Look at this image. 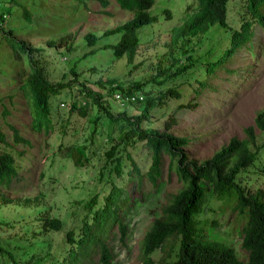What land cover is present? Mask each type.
<instances>
[{"label":"rangeland","instance_id":"rangeland-1","mask_svg":"<svg viewBox=\"0 0 264 264\" xmlns=\"http://www.w3.org/2000/svg\"><path fill=\"white\" fill-rule=\"evenodd\" d=\"M193 1L154 0L148 11L155 19L136 29L139 43L131 62L123 55L115 57L112 53L111 44L118 39V32L102 34L104 29L130 17V12L121 9L114 0H107L104 8L97 0H0V12L7 13L5 18L0 16V27L9 28L12 36L28 45L42 47L41 51L33 52L32 57L44 67L50 81L62 79V75L63 79L70 78V69L74 68L81 74L79 76H85L84 85L99 92L101 87L95 82L98 77L101 80L115 77L123 84L138 80L142 85L140 93L150 96H157L173 84L180 91L179 95L166 96L161 104H154L141 126L159 129L173 111L174 120L170 121L168 130L187 136L186 155L199 161L230 136L244 137L242 127L252 124L255 110L264 105V47L261 50L264 35L260 28H254L251 46L256 54L247 46L235 47L223 54L228 46L230 29L238 27L239 3H244V0H229L226 21L230 28L211 24L207 30L184 40V47H181L178 40L175 43L170 40V28L181 22L184 14L191 10ZM21 5L28 8L30 22L21 14ZM88 31L95 35L91 44L83 37ZM70 33L73 37L68 40L70 52L61 44L48 45ZM89 49L93 51L88 52ZM84 52L86 54L80 56ZM25 54L21 59L14 57L4 38L0 37V128L8 143H0V148L14 155L18 172L12 178L9 190L10 196L20 198L18 202L0 205V264L12 263L7 251L25 264H30L29 260L32 264H49L51 258L56 259L55 262L60 260L69 245L66 230L72 229L74 238L79 235L78 227L85 213L82 204L94 193H97L95 206L102 203L109 189L107 176L123 185L128 194L127 203L122 204L118 212L125 224L124 239H118L115 222L107 230V243L112 252L110 264H140L141 237L158 212L156 206L166 202L169 193L181 183L173 181L174 178L171 181L162 178L152 185L143 176L136 186L129 180L127 171L132 167L131 161L139 173L146 171L150 164V152L142 140L124 147L119 145L121 175L116 176L109 168L110 163L104 161V151L125 129L119 130L117 124H111L95 106L89 107L84 115L75 108L69 112L71 99L83 101L81 97L77 100L76 85L50 94L48 107L52 129L46 134L42 129L34 130L27 97L19 87L22 69L26 68ZM172 57L178 58L177 63L186 62L188 66L182 72L164 78L165 71L172 70L177 64H171ZM205 60L213 61L206 69ZM230 67L237 70V75L231 73ZM204 77L207 78L203 80ZM160 79L164 80L158 83ZM204 81L209 85L207 83L200 93L193 95L192 89ZM102 97L112 113L124 109L127 114H135L142 107V102L117 101L110 93H104ZM95 113L98 118L93 121ZM64 120L66 131L62 133L60 123ZM10 126L15 127L29 145L13 141ZM254 134L255 142L249 147L256 151V156L250 165L235 175L236 181L248 192L264 191V173L259 168L264 164V134L257 128ZM19 149H23L22 153L16 154ZM3 190L7 192V189ZM26 197L34 202L26 204L22 201ZM233 197L225 203L224 198L215 199L207 192L200 216L212 217L216 222L205 224L202 233L231 244L236 255L245 260L246 253L240 247V235L235 230L242 218L232 210ZM46 208L49 215L61 220L60 228L45 232L38 229L41 222L35 215ZM87 215L89 220L91 213ZM22 232L24 236H20ZM31 252L32 257L37 253L34 255L42 256V260L36 263L33 258L29 259ZM46 253L48 255H44ZM160 256L158 248L150 252L155 264H159ZM81 261L82 264H97L94 254L90 260L84 258Z\"/></svg>","mask_w":264,"mask_h":264},{"label":"trees","instance_id":"trees-1","mask_svg":"<svg viewBox=\"0 0 264 264\" xmlns=\"http://www.w3.org/2000/svg\"><path fill=\"white\" fill-rule=\"evenodd\" d=\"M14 1V0H12ZM99 5L104 8L107 0H97ZM121 8L131 12V16L104 29L102 34L118 32V39L111 44L112 53L115 57L124 56L127 62H131L139 43L136 29L144 23L154 21L155 17L148 11L154 0H114ZM227 0H196L195 8L186 12L182 21L171 27V41L182 38L186 40L189 36L195 35L208 28L212 23L226 25L225 11ZM188 6V4L186 5ZM102 12L104 9H101ZM249 12L250 17L257 21L264 28V0H247L245 12ZM21 14L25 21H31V14L25 6L21 5ZM1 16V13H0ZM249 21L243 20L239 31H231L229 36V48L224 49L228 53L233 48L242 44L249 35ZM0 37L4 38L9 46L13 56L21 59L23 53H26V68L19 78V87L22 93L27 97L31 115V126L34 130L41 129L46 134L52 129V121L49 116L48 98L50 94H55L62 89H70L76 85L75 94L77 100L81 97L83 101L79 103L71 99L69 112L74 108L80 114H85L89 107H96V111H101L107 117L111 124H117L118 129L122 130L120 137L110 143L104 151L105 162L110 163V170L116 176L121 175L120 162L122 154L118 152L119 145H133L134 141L142 140L144 146L150 152V164L148 169L139 173L135 164L131 161L132 167L127 171L129 180L134 185L139 186L141 178L145 176L152 185H156L162 178L165 181L180 182L179 187L172 193H169L167 201L156 206L158 212L152 217L150 224L144 231L141 242L140 264H155L150 257V252L154 249L161 251L159 264H264V191L256 189L248 192L236 181V173L250 165L256 156V151L251 150L249 144H254V129L257 128L264 134V105L255 110L252 118V124L242 127L244 137L238 138L230 136L226 142L221 144L206 158L197 161L186 155L184 147L188 145L189 138L185 135H179L168 130L170 121L174 120L173 111L164 119V125L159 129H147L141 126V122L147 119V113L154 104H161L167 96L176 97L180 91L171 85L165 87L157 96L142 95L141 99L135 98L130 103L142 102V107L138 113L127 114L124 109L112 113L106 107L102 94L119 91L121 95H137L142 87L138 80L123 84L115 77L101 80L99 77L95 81L101 87L100 92L84 85V77L79 76L76 69H70L72 76L67 79L50 81L47 78L44 67L33 59V52L41 51V46H33L16 39L11 35L10 29L0 27ZM73 38L71 33L60 37L56 42L50 41L49 46L61 44L67 52H70L71 46L68 40ZM84 39L87 44H91L95 35L91 32L84 33ZM89 49L88 52H92ZM23 52V53H22ZM183 53V52H182ZM86 52L81 53L84 56ZM185 56V58H187ZM173 63L178 62V58L172 57ZM205 60V69L209 68L213 61ZM188 66V63H177L172 70L165 71L164 78L174 76ZM21 70V71H22ZM162 72V70L160 71ZM215 70H213V73ZM210 74V73H209ZM81 75V74H80ZM210 76V75H209ZM207 77H204L205 80ZM164 79L158 80L160 83ZM208 82H202L199 87L192 89V94L200 93ZM209 85V83H208ZM102 89L104 90L102 92ZM190 93V94H191ZM63 101H61L62 104ZM6 113V109H2ZM98 117L95 113L93 121ZM65 120L60 123L62 133L66 131ZM124 124V125H123ZM126 125V126H125ZM13 141H23L29 145V141L18 135L15 127L10 126ZM109 134V131L107 132ZM0 143L8 144L5 141L4 134L0 128ZM23 149L16 150V154H21ZM126 153V152H125ZM126 156L129 155L126 153ZM166 160V165L164 166ZM80 165V164H79ZM165 167V170H163ZM264 173V164L259 167ZM101 169L99 170V172ZM17 165L14 155L5 149L0 148V205L10 202H18V196H10L9 185L17 175ZM133 173V174H132ZM135 175V176H134ZM109 183V189L103 196L100 205H96L97 193L86 199L82 206L85 213L81 218V224L78 227V234L74 238L72 229L66 230L65 237L69 243L65 255L57 262L51 258L49 264H82L81 259H89L91 255L96 256L97 264H110L112 252L109 243H107V230L115 222L118 229V239L122 241L125 237V224L118 215L122 204L127 203L128 194L123 185L115 183L112 179L106 177ZM7 189V192L3 190ZM207 192L215 199H223L228 202L233 197L232 210H236L241 215L242 221L235 228L237 235H240V247L246 253L245 260L240 259L231 244L216 239L214 236L204 235L202 227L207 223L214 224L212 217H201L203 213V204ZM22 201L26 204L34 202L28 197ZM95 206V207H94ZM237 209H236V208ZM87 213H91L90 219H87ZM245 213V214H244ZM40 220L41 231L47 229H58L61 220L53 215H49L48 209L40 210L35 215ZM239 228V229H238ZM201 231V232H200ZM38 232V231H35ZM22 232L20 236H24ZM18 236V235H17ZM76 242V245H72ZM1 251V247H0ZM29 254V259L35 262L41 261L42 256ZM7 255L12 259L11 264H25L22 260L14 259L8 251ZM44 255H48L47 253ZM32 264L31 260L28 261ZM40 263V262H39ZM48 264V263H46Z\"/></svg>","mask_w":264,"mask_h":264},{"label":"clouds","instance_id":"clouds-1","mask_svg":"<svg viewBox=\"0 0 264 264\" xmlns=\"http://www.w3.org/2000/svg\"><path fill=\"white\" fill-rule=\"evenodd\" d=\"M229 0H227V2H228ZM246 1L247 0H244V3H242V2H240L239 3V8H237V16H238V27L237 28H231L230 30L231 31H239L240 30V25H241V23H242V21L243 20H245V19H247L248 21H249V35H248V37L242 42V44H240V45H238L237 46V49L238 48H240L241 46H247L250 50H251V52L252 53H255L256 54V51L254 50V48L251 46V38H252V35L254 34V28L255 27H258V28H260L261 30H262V32H263V35H264V28H263V26L262 25H260V24H258L257 23V21H255L254 19H252L251 17H250V14H249V12L247 11V12H245V5H246ZM195 3H196V0H194L193 1V6L191 7V10L192 9H194L195 8ZM187 7V9H189L190 8V3H188V6H186ZM191 10H189V11H191ZM189 11H187V12H189ZM130 12V11H129ZM226 12H227V3H226V11H225V21H226ZM1 13V17L2 18H5L6 16H7V13L6 12H0ZM2 13L4 14V15H2ZM185 15V14H184ZM130 16H131V12H130ZM184 17V16H183ZM182 21V20H181ZM150 22H152V21H150ZM145 24V23H144ZM212 24H214V23H212ZM217 24V23H216ZM219 25V24H218ZM226 25H227V21H226ZM226 25H220V26H222V27H224V26H226ZM228 26V28H230L229 27V25H227ZM170 30H171V28H170ZM205 30H207V28L205 29ZM205 30H203V31H205ZM230 34H231V32H230ZM230 36V35H229ZM229 36H228V46H229ZM170 37H171V31H170ZM190 37V36H189ZM188 37V38H189ZM187 38V39H188ZM186 39V40H187ZM170 40H171V38H170ZM177 40H175V41H173L174 43L176 42ZM178 42H179V44H180V46L181 47H184L183 45L185 44V41L182 39V38H180V39H178ZM227 46V47H228ZM226 47V48H227ZM230 47V46H229ZM228 47V48H229ZM263 47H264V45L261 47V50H263ZM188 55V54H187ZM230 71H231V73H235L236 75H237V73H236V69H232L231 67H230ZM207 74V73H206ZM196 87H199V85H196ZM115 92H119V91H113L112 92V94L110 95L112 98H114V96H113V94L115 93ZM120 93V92H119ZM121 94V93H120ZM139 94H141V93H139ZM125 95V94H124ZM124 95H122V96H124ZM142 95V94H141ZM115 99V98H114ZM115 100H117V99H115ZM117 101H119V100H117ZM122 101H125V100H122ZM125 102H127V103H130V101H125ZM253 118V117H252Z\"/></svg>","mask_w":264,"mask_h":264},{"label":"built area","instance_id":"built-area-1","mask_svg":"<svg viewBox=\"0 0 264 264\" xmlns=\"http://www.w3.org/2000/svg\"><path fill=\"white\" fill-rule=\"evenodd\" d=\"M2 15H4L2 13ZM114 98L119 100V101H122V100H125V101H132L134 100L135 98H138V99H141L142 98V95L141 94H137L136 96L135 95H124L122 96L119 92H115L113 94Z\"/></svg>","mask_w":264,"mask_h":264}]
</instances>
